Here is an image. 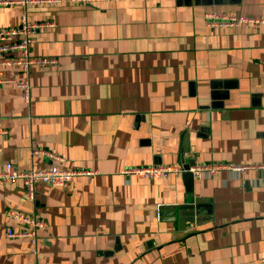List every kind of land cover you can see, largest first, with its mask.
Returning a JSON list of instances; mask_svg holds the SVG:
<instances>
[{"label":"crops","instance_id":"crops-1","mask_svg":"<svg viewBox=\"0 0 264 264\" xmlns=\"http://www.w3.org/2000/svg\"><path fill=\"white\" fill-rule=\"evenodd\" d=\"M205 14L253 22L210 28ZM49 22L30 102L0 85V170L91 172L70 186L0 180V264H256L264 258V0H59L0 6V29ZM257 21V23H256ZM3 77L19 78L0 67ZM36 151L50 152L52 159ZM223 164L240 172L125 176ZM195 199L197 202H195ZM193 204L181 220L163 207ZM15 212L44 223L31 227Z\"/></svg>","mask_w":264,"mask_h":264},{"label":"built area","instance_id":"built-area-1","mask_svg":"<svg viewBox=\"0 0 264 264\" xmlns=\"http://www.w3.org/2000/svg\"><path fill=\"white\" fill-rule=\"evenodd\" d=\"M59 0H0V6L7 5H34L38 3L58 2ZM74 3H90L99 0H68ZM108 1V0H107ZM206 24L213 28L223 25H240L243 23L253 22L244 17H234L219 14H205ZM257 23V21H256ZM53 26L49 22L32 23L28 22L25 16L19 19V24L13 28L0 29V67L14 68L20 74L19 78H5L0 71V85L12 84L19 92L23 102H30V85L28 83V73L34 66L54 65L55 59L52 58H35L30 55V47L34 42V36L41 28ZM0 134H5V131L0 129ZM52 159H59L50 152L36 151ZM243 168L237 166H227L223 164H195L189 168V172L194 178L200 177L202 174L215 175L219 171L240 172ZM182 167L173 166H151L137 167L126 169L122 173L125 176H135L138 178H160L170 173L183 172ZM91 172L81 170L60 169L54 166L43 169H31L28 171H20L12 164H6L4 170H0V180L6 183L15 184L21 182L25 189L26 195L32 199L35 194V188L39 184L52 187H68L72 181L79 176H88ZM7 216L24 222L31 227L29 232H14L7 229L6 236L8 238H27L31 244L35 241L34 228H41L44 223L33 218L23 216L15 212H7ZM256 264H264L262 258Z\"/></svg>","mask_w":264,"mask_h":264},{"label":"water","instance_id":"water-1","mask_svg":"<svg viewBox=\"0 0 264 264\" xmlns=\"http://www.w3.org/2000/svg\"><path fill=\"white\" fill-rule=\"evenodd\" d=\"M195 165V161L190 160L188 162V164H186L185 166H183V172H182V178L183 180H185L186 183L190 184L191 181H193V175L188 171L190 167ZM195 202H197V200L195 199ZM162 211L166 212L168 211L167 214L165 215H171L173 217H176L178 220H181V215H186L185 211H189V210H194V206L193 204H182L179 206H170V207H163L161 208Z\"/></svg>","mask_w":264,"mask_h":264}]
</instances>
